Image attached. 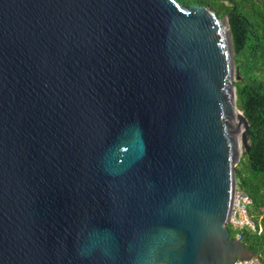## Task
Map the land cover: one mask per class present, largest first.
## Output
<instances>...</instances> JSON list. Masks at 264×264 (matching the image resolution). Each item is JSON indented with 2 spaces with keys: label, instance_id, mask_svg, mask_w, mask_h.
I'll return each mask as SVG.
<instances>
[{
  "label": "water",
  "instance_id": "95a60500",
  "mask_svg": "<svg viewBox=\"0 0 264 264\" xmlns=\"http://www.w3.org/2000/svg\"><path fill=\"white\" fill-rule=\"evenodd\" d=\"M239 79L207 6L0 0V264L257 258L229 228Z\"/></svg>",
  "mask_w": 264,
  "mask_h": 264
},
{
  "label": "trees",
  "instance_id": "16d2710c",
  "mask_svg": "<svg viewBox=\"0 0 264 264\" xmlns=\"http://www.w3.org/2000/svg\"><path fill=\"white\" fill-rule=\"evenodd\" d=\"M186 5L212 8L219 17L228 16L232 31L237 73V106L251 125V150L242 157L238 169L239 187L253 205L250 216L256 228L242 231L229 226L236 238L256 253L264 264V0H176Z\"/></svg>",
  "mask_w": 264,
  "mask_h": 264
},
{
  "label": "built area",
  "instance_id": "2783aa9c",
  "mask_svg": "<svg viewBox=\"0 0 264 264\" xmlns=\"http://www.w3.org/2000/svg\"><path fill=\"white\" fill-rule=\"evenodd\" d=\"M253 205L252 198L246 194L241 188L237 189L234 206L229 222V226H232L234 229L242 231L247 227H251L253 229L256 228L255 223L251 219L250 216V207ZM241 240V233L236 237ZM238 264H260L258 260L255 258L251 261H242L238 262Z\"/></svg>",
  "mask_w": 264,
  "mask_h": 264
}]
</instances>
